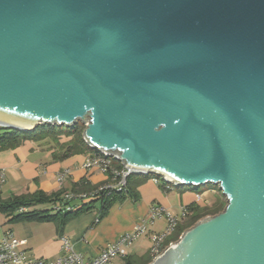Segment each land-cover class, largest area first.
Wrapping results in <instances>:
<instances>
[{"label": "water", "instance_id": "1", "mask_svg": "<svg viewBox=\"0 0 264 264\" xmlns=\"http://www.w3.org/2000/svg\"><path fill=\"white\" fill-rule=\"evenodd\" d=\"M78 122L133 173L227 198L149 264H264V0H0V127Z\"/></svg>", "mask_w": 264, "mask_h": 264}, {"label": "crops", "instance_id": "2", "mask_svg": "<svg viewBox=\"0 0 264 264\" xmlns=\"http://www.w3.org/2000/svg\"><path fill=\"white\" fill-rule=\"evenodd\" d=\"M63 141L64 139L61 140ZM60 154V147L50 138L40 141L27 139L14 148L0 149V200L33 194L40 190L51 194L65 188L69 192L84 181L91 186H97L109 180L107 174L98 169L84 168L83 164L88 155L76 154L59 159ZM64 169H70L71 173L64 184L60 185L57 176ZM139 194L138 198L116 200L107 214L98 221L100 203L89 211L69 218L63 224L60 223V216L52 219L41 216L26 218L17 216L20 214L18 210L12 213L0 209V229H9L17 238L26 239L27 244L20 248L38 258L52 261L61 256L62 237L66 236L75 251L90 260L98 256L108 243L115 242L133 231L140 221L149 217L154 207H163L176 215L177 219H181L187 205L211 201L213 193L205 194L200 189L171 184L165 187L161 179L151 178L139 187ZM59 204V201L49 204L40 202L26 208L29 212L42 211L52 215L58 213ZM168 224L166 214L148 223L147 232L133 242L129 247V254H149L151 235L164 231ZM115 261L116 258L110 264H115Z\"/></svg>", "mask_w": 264, "mask_h": 264}, {"label": "trees", "instance_id": "3", "mask_svg": "<svg viewBox=\"0 0 264 264\" xmlns=\"http://www.w3.org/2000/svg\"><path fill=\"white\" fill-rule=\"evenodd\" d=\"M85 127V124H83L82 122H78L72 127L52 125L39 126L35 130L28 132L12 128L0 127V149L14 148L27 139L40 141L46 138H50L61 149V154L58 157L59 159L68 158L76 154L88 155V157L101 155L99 151L90 147L84 140L83 132ZM62 139H64L63 142H61ZM113 160V166L115 168H123V164L121 163V161L116 159ZM104 173L107 174L109 180L112 179L113 175L111 171H107ZM151 178L161 179L157 175H143L132 173L128 176L127 185L123 188V190L120 191L116 189L101 191L99 190V188L102 184L91 186L86 181L82 182V184L80 185L75 186L71 191H69L70 193L72 192L76 194L86 193L88 194L86 198L75 197L68 199L65 197L66 193L68 192L67 190H65V188H61L60 191L51 194H46L45 192L40 190L33 194L14 196L13 198L5 201L0 200V209L14 213L17 210L19 211L22 207L33 206L40 202L49 204L59 201L61 204H59L57 208H60L61 211L58 210L57 214H45L42 211H19L20 214H18L17 216L26 218L32 216H41L47 219L57 218L58 216H60V223L63 224L69 218L74 217L83 211H89L91 208L96 206L97 203H100L101 218L107 214L108 210L116 200L127 197L138 198L140 195L139 187ZM163 183L165 187H167V185L169 184L165 181H163ZM213 194L214 199H212L211 201H204L203 203L195 202L187 205L185 213L182 215L181 219L177 220L175 231L167 237L164 243L165 248L169 244L178 241L184 231L194 226L201 219L207 216H214L224 210L227 205L226 197L221 193L217 195L214 191ZM68 207H70L71 209H67ZM123 258L125 259V264H149L153 260L151 253L142 256L129 254Z\"/></svg>", "mask_w": 264, "mask_h": 264}, {"label": "built area", "instance_id": "4", "mask_svg": "<svg viewBox=\"0 0 264 264\" xmlns=\"http://www.w3.org/2000/svg\"><path fill=\"white\" fill-rule=\"evenodd\" d=\"M101 155L90 156L86 158L83 166L85 169H98L102 172L111 171L113 177L108 182L102 184L99 188L101 191H109L116 189L118 191L123 190L127 185V179L133 172L127 169L126 165L123 164L122 169H117L113 166V159L116 158H105L104 152H100ZM117 160V159H116ZM70 169H64L61 171L57 180L60 185H63L66 178L70 175ZM88 194L86 193H70L67 192L65 197L71 198H86ZM67 209H71L68 207ZM57 210L61 211L60 208ZM20 212L27 211L26 207H22ZM167 215L168 226L167 228L158 233H153L151 235V256L156 258L157 255L161 254L164 249V243L167 237L173 233L177 226L176 215L166 211L163 207H154L151 210L149 217L145 220L140 221L133 231L126 233L119 240L115 242L108 243L93 259L86 260L82 254L75 251L74 246L69 238L66 236L62 237V255L55 260H46L38 258L29 251L21 249L20 247L27 244L26 239L17 238L11 230H1L0 229V264H110L117 257H125L129 255V247L133 242L141 235L147 232V224L152 223L157 217ZM100 219L97 218V221Z\"/></svg>", "mask_w": 264, "mask_h": 264}, {"label": "rangeland", "instance_id": "5", "mask_svg": "<svg viewBox=\"0 0 264 264\" xmlns=\"http://www.w3.org/2000/svg\"><path fill=\"white\" fill-rule=\"evenodd\" d=\"M83 123V122H82ZM84 124V123H83ZM171 185H174L173 183H171ZM176 186V185H175ZM178 187V186H177ZM208 190H210L209 192L210 193H213V191L218 195V194H222L223 195V193H222V191H221V189H220V187L218 186V185H215V184H206V185H202L201 187H200V191H202L203 193H205V194H207V193H209L208 192ZM215 194V195H216ZM211 195V194H210ZM212 199H214V196H213V194H212ZM226 200H227V198H226ZM208 217V216H207ZM207 217H205V218H207ZM211 217V216H210ZM205 218H203V219H205ZM203 219H201V220H203ZM125 263V259H123V258H120V257H118V258H116V261H115V264H124Z\"/></svg>", "mask_w": 264, "mask_h": 264}, {"label": "bare ground", "instance_id": "6", "mask_svg": "<svg viewBox=\"0 0 264 264\" xmlns=\"http://www.w3.org/2000/svg\"><path fill=\"white\" fill-rule=\"evenodd\" d=\"M168 178V177H167Z\"/></svg>", "mask_w": 264, "mask_h": 264}]
</instances>
